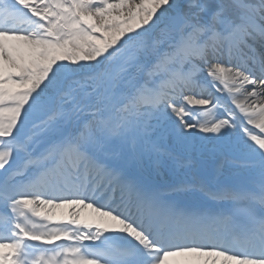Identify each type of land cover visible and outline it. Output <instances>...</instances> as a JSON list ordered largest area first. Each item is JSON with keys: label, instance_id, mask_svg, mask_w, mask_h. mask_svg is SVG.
I'll return each instance as SVG.
<instances>
[{"label": "snow or ice", "instance_id": "snow-or-ice-1", "mask_svg": "<svg viewBox=\"0 0 264 264\" xmlns=\"http://www.w3.org/2000/svg\"><path fill=\"white\" fill-rule=\"evenodd\" d=\"M0 264H264V0H0Z\"/></svg>", "mask_w": 264, "mask_h": 264}, {"label": "bare ground", "instance_id": "bare-ground-1", "mask_svg": "<svg viewBox=\"0 0 264 264\" xmlns=\"http://www.w3.org/2000/svg\"><path fill=\"white\" fill-rule=\"evenodd\" d=\"M165 179H167V177H165ZM63 212V213H67V209H59L57 210V214H58V218H59V214Z\"/></svg>", "mask_w": 264, "mask_h": 264}]
</instances>
